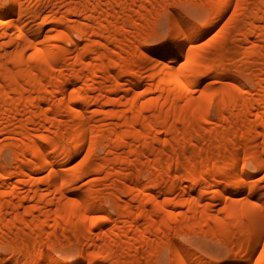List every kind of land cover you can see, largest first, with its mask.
<instances>
[{"label": "bare ground", "instance_id": "bare-ground-1", "mask_svg": "<svg viewBox=\"0 0 264 264\" xmlns=\"http://www.w3.org/2000/svg\"><path fill=\"white\" fill-rule=\"evenodd\" d=\"M193 232L264 264V0H0V264H222Z\"/></svg>", "mask_w": 264, "mask_h": 264}, {"label": "rangeland", "instance_id": "rangeland-1", "mask_svg": "<svg viewBox=\"0 0 264 264\" xmlns=\"http://www.w3.org/2000/svg\"><path fill=\"white\" fill-rule=\"evenodd\" d=\"M181 10L184 13L189 14L197 22V26H201L203 21L198 19L197 11L189 10L185 6H182ZM155 22H156L155 25L158 26L157 29L159 31V35L161 34L163 36V34H165L166 32V26H167L166 13H161L157 17ZM211 29H212L211 34H214V28L212 27ZM231 36L232 35L228 36V38L230 39V41L228 39V43L230 44L233 38V36L232 37ZM236 58L239 59L238 54L236 55ZM232 68H234V66H232ZM179 240H181L183 243L190 245L193 249L198 250L200 253H202L205 256H209L214 259L222 258V264L228 262L229 260H231V258H233V256L231 257V254H229L230 246L227 249L225 247L226 245L223 244V240L218 239V237L214 235H210L204 232H193L182 236ZM60 253L59 255H61L60 256L61 258L70 259L75 264H83V262L80 261L78 257L74 256L73 258L66 251H60ZM170 258H171V252L163 249V247L156 249L155 252L153 253L154 264H169Z\"/></svg>", "mask_w": 264, "mask_h": 264}]
</instances>
